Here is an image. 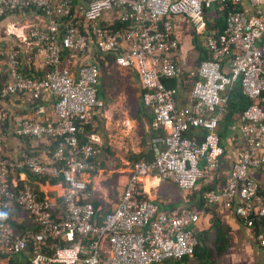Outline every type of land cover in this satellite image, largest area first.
Segmentation results:
<instances>
[{
  "label": "built area",
  "instance_id": "1",
  "mask_svg": "<svg viewBox=\"0 0 264 264\" xmlns=\"http://www.w3.org/2000/svg\"><path fill=\"white\" fill-rule=\"evenodd\" d=\"M247 1L249 11L242 9L244 0H0V20L10 14L32 15L39 23L28 31L27 42L42 58V72L27 76L19 51L0 48L10 79L1 87L0 98L27 96L34 103L44 96L51 99L15 129L17 136L45 140L49 157L42 160L27 151L18 158L0 156V214L19 209L33 225L17 234L0 221L2 256L31 249L21 264H164L190 259L197 245L192 230L198 213L189 208L164 211L143 197L141 179L154 176L185 194L199 182L212 180L226 148L220 122L238 80L252 103L227 138L234 160L224 173V184L203 193L202 200L206 208L229 213L245 230L253 227L254 218H264V185L251 174L264 168V0ZM210 9L228 12L225 28L204 34L201 44L207 58L182 74L189 93L180 106L179 84H163L179 79L173 60L179 44L172 21L184 17L203 30V16ZM92 55L103 63L113 57L115 68L136 75L153 132L152 159L131 164L117 202L102 214L87 192L95 148L79 134L101 107V71L90 61ZM21 174L58 179L60 205L41 196L33 181L19 184L16 177ZM257 240L264 247V238L259 235Z\"/></svg>",
  "mask_w": 264,
  "mask_h": 264
},
{
  "label": "crops",
  "instance_id": "2",
  "mask_svg": "<svg viewBox=\"0 0 264 264\" xmlns=\"http://www.w3.org/2000/svg\"><path fill=\"white\" fill-rule=\"evenodd\" d=\"M73 1L75 3H79L82 0H73ZM242 9L245 11H249L250 7L247 0H244ZM210 12L211 11L205 12L203 16L204 22H205V18L213 19L216 17L215 13L213 12L212 13L214 14L215 17L210 18L206 16ZM172 22H173L172 24H173L174 36L178 40V44H179L178 51L175 54L173 60L176 69L178 70L179 73V79H178L179 84L182 85L183 83L187 82L186 78L183 77L182 74L187 73L188 71H190V69H193L195 67V65L191 66L190 59L192 57H190V55H192L191 53L196 50L194 45L196 39L194 38V36H192V34L193 35L195 34L193 31L191 32L190 30V27L193 25L189 22V20H187L184 17L177 16L173 18ZM38 24L39 23L37 21H34V17L32 15L19 16L18 14H10L7 17H4L2 20H0V48L8 49V50L15 49L19 51L20 58L24 60L26 64L25 74L27 76H31L32 74L34 76H37L42 72V68H41L42 58L35 56V50L33 45H31L30 42H27L28 31L31 28L36 27ZM193 28L196 29L194 26ZM203 54L205 55V52ZM125 72H127L130 76L131 75L134 76L136 79V75L134 73L129 71H125ZM100 78H99V84L101 85ZM180 79H182V81ZM9 80L10 79L7 72L6 60L4 58H0V89L2 86L7 84ZM186 86L189 88V84H187ZM188 93L189 91H183L179 85L180 106H185L186 96ZM97 98L99 99L98 89H97ZM50 101L51 99L49 98V96H44V99L37 103L32 102L27 96H21V97L9 96L6 98H0V116L2 115L5 116V119H2V121L0 118V137L2 138V142L0 144V156H7L9 158H18L22 152L27 151L36 155L42 160H46L49 157L48 151L50 150V148L45 140L23 138L17 136L15 134V129L22 120L34 118L36 108L39 105L47 106L46 104H49ZM139 108H140V112L144 114L148 126V130H147L148 139H149L148 147L146 148V150H142V152L139 153L145 156L146 154H148V152L149 153L152 152L149 146L150 139L153 136V132L150 130L151 114L149 110L143 107L141 101ZM98 110L99 109L94 110L91 122L85 126H82L79 130L81 140L89 141L92 144L96 143L95 142L96 138L94 137L93 134L95 130L93 120ZM95 152L96 154L93 159L94 170L89 173L88 183L92 181V179L94 178V174L96 172H99V166L102 161V157L100 156L99 152L96 150ZM226 152H227V157L230 159L228 165V170H229L234 160V153L228 141L226 144ZM151 155L153 156V153ZM128 170L129 167L125 172L126 174H128ZM216 174L217 172L212 177V180H205L204 181L205 183H201V184L202 185L209 184V186L215 185ZM251 174L254 180H256L259 184L264 185V168L255 169L252 171ZM23 179L26 181H30L32 183V181L29 179L28 176H24L21 174L16 177V180L18 181L19 184H22ZM33 183L35 184L36 188L38 189V191L42 196L50 197V199L53 202H55V204L60 205L61 194H62L61 186L49 185L48 183L41 184L37 181H33ZM141 186L143 191V197L146 200H149L157 204L161 209H164V211L176 210L175 209L176 204H180V206L182 207L181 209L184 208L190 209L191 207L197 205L195 201L196 199L197 200L199 199V196H197L196 198V194H195V198L188 197L190 194L183 193V191H181L174 183L161 182L154 176L144 177L143 179H141ZM221 186L217 183L215 189L221 188ZM96 189L97 188H93L92 190H90L87 184V192L89 195L88 200L91 203L96 204V209L100 214L108 212L117 202L120 192L118 193L115 199L108 201L104 199L101 195L99 194L97 195ZM199 190L201 191V189ZM200 191H198L197 193L198 195L201 194ZM8 213L10 218L8 223L13 227V229L17 234L33 229V225L25 213L19 211L18 209ZM216 213L219 215L222 223L230 230V236L232 238V241H230V248L228 249L227 254L225 255H228L229 252H232L233 255L235 254L246 255L247 253H250L251 246L249 242L250 239L248 233H246L247 229L245 230L243 226L239 224L236 220H234V218L229 213L220 209H218ZM249 232L252 234L251 230ZM260 236L264 238L263 233L260 234ZM1 260L3 259H0V263L2 262Z\"/></svg>",
  "mask_w": 264,
  "mask_h": 264
},
{
  "label": "rangeland",
  "instance_id": "3",
  "mask_svg": "<svg viewBox=\"0 0 264 264\" xmlns=\"http://www.w3.org/2000/svg\"><path fill=\"white\" fill-rule=\"evenodd\" d=\"M208 11L211 12L206 16L210 18L216 16V14L214 16L213 10ZM190 30L194 32L195 35L192 34V36L196 42L202 46L201 42L204 41L205 32L196 30L193 26L190 27ZM191 54L192 66L200 60L202 52L195 50ZM100 71L101 85L98 83L97 89L101 107L93 120L95 126L93 134L96 138V143L93 145L102 157V161L99 172L94 174V178L88 183V186L90 190L97 188V195L99 194L104 199L111 201L117 197L119 192H122L126 185L128 174L125 172L127 168H130L132 163L143 160L139 157L142 154L139 153L148 147V126L144 114L140 112L141 92L135 77L130 76L125 72L126 70L114 66L110 67L107 63H103ZM216 176H219L218 172ZM201 183L205 182H199L196 189L188 197L195 198L196 194L197 198V196L200 197L202 193H205L204 190L209 184L202 185ZM198 191L201 194L198 195ZM198 201L199 199H196L195 203L198 204ZM181 208L180 204H176L175 209ZM249 231L246 230L250 239V253L233 255L232 252H229L228 255L217 259L215 264H264V250H262L264 247H260L259 240H256L252 236L253 233L251 234ZM9 259L6 257L1 260L0 264H7ZM189 264L197 263L190 260Z\"/></svg>",
  "mask_w": 264,
  "mask_h": 264
},
{
  "label": "trees",
  "instance_id": "4",
  "mask_svg": "<svg viewBox=\"0 0 264 264\" xmlns=\"http://www.w3.org/2000/svg\"><path fill=\"white\" fill-rule=\"evenodd\" d=\"M215 12L216 17L213 19L205 18L204 29L205 33L218 30L222 32L225 28V17L228 12H219L217 9H212ZM195 48L197 51H201L202 55L200 60L195 63L197 66L202 59H206L207 56L203 54L202 46H199L197 42H194ZM90 61H93L99 68L103 66V62L98 61L96 57L91 56ZM90 62V63H93ZM105 62L110 67H113V57H106ZM163 84L166 87H176L178 88L179 81L178 79H170L164 80ZM180 85V84H179ZM187 82L181 85V89L183 91H189V88L186 86ZM252 103V101L246 97L242 93L241 84L239 80L234 84V86L230 89L228 94V102L226 106V110L224 112L223 118L220 122L219 128V136L221 140V144L225 146L227 144V138L234 132L233 127L237 124L238 119L242 112ZM224 156L220 162V168L218 169V177L216 176V184L218 183L220 186L224 184L225 181V172L228 170L229 158L227 157L226 148L224 147ZM152 152L146 154L145 156L140 155L143 160H151ZM140 161V160H139ZM31 181H37L41 184L48 183L49 185H56L59 180L54 179L51 181H47L43 178L34 177L28 175ZM216 184L207 187L204 191L215 190ZM203 194V193H202ZM202 194L199 197L198 204L196 206L191 207V210H194L199 215V222L193 228V235L197 242V245L194 249L193 255L190 259L184 258L180 261H167L164 264H189L190 260H193L197 264H215V261L222 256H224L228 249L230 248V230L222 223L219 215L213 209L206 208L204 206V202L202 200ZM264 195L263 193H261ZM41 195V194H40ZM42 196V195H41ZM93 207L96 209V204L91 203ZM19 210V209H18ZM20 211V210H19ZM10 220L9 213L5 212L0 214V221L8 222ZM253 233V237H256L260 234H264V218H254L253 219V227L250 229ZM211 238V239H210ZM31 252V249L28 250V253H23L19 256L11 257L8 260L7 264H21L25 263L28 259V255ZM5 256L0 254V259H4Z\"/></svg>",
  "mask_w": 264,
  "mask_h": 264
}]
</instances>
